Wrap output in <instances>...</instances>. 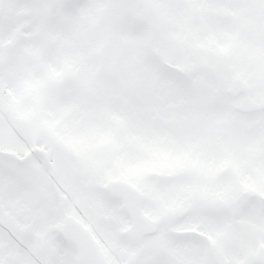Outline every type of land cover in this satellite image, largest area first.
Returning a JSON list of instances; mask_svg holds the SVG:
<instances>
[{"label": "snow or ice", "instance_id": "6c2138e0", "mask_svg": "<svg viewBox=\"0 0 264 264\" xmlns=\"http://www.w3.org/2000/svg\"><path fill=\"white\" fill-rule=\"evenodd\" d=\"M0 264H264V0H0Z\"/></svg>", "mask_w": 264, "mask_h": 264}]
</instances>
